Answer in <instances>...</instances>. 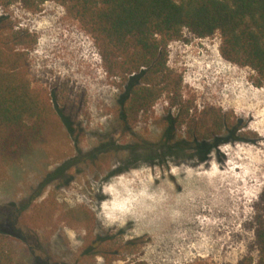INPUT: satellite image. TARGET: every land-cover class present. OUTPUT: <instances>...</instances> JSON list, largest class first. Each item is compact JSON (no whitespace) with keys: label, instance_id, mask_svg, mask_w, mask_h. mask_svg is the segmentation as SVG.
Returning <instances> with one entry per match:
<instances>
[{"label":"rangeland","instance_id":"rangeland-1","mask_svg":"<svg viewBox=\"0 0 264 264\" xmlns=\"http://www.w3.org/2000/svg\"><path fill=\"white\" fill-rule=\"evenodd\" d=\"M0 17L35 39L27 49L28 79L57 100L71 127L69 135L57 124L21 161L0 164V232L19 241L27 264H237L244 256L256 258L255 206L264 189V85H257L249 67L223 58L218 32L197 37L183 29L167 45L166 65L181 76L184 105L222 110L239 127V138L220 140L203 162L192 149L127 162L126 150L110 151L92 162L87 154L104 142L157 141L164 118L177 108L163 94L125 130L117 104L122 80L107 73L93 38L62 5L46 0L27 9L20 0H0ZM70 160L73 164L60 170ZM116 168L122 172L111 175ZM120 183L129 191H120ZM147 184L153 200L164 198L163 188L173 191V200L182 199L172 209L181 218L177 229L169 214L109 220L105 207H121L130 196L143 194ZM106 189L114 193L103 194ZM154 208L155 203L147 206ZM111 233L112 242L133 243L132 249H122L113 261L101 246L83 254L93 234Z\"/></svg>","mask_w":264,"mask_h":264},{"label":"trees","instance_id":"trees-1","mask_svg":"<svg viewBox=\"0 0 264 264\" xmlns=\"http://www.w3.org/2000/svg\"><path fill=\"white\" fill-rule=\"evenodd\" d=\"M20 1L31 9L35 2L46 0ZM52 1L62 5L91 35L107 73L122 80L124 86L117 104L118 118L125 130L163 94L167 95L170 106L177 108L174 116L168 114L164 118L157 141L135 142L130 146L104 142L87 154L90 161L96 155L108 156L110 151L118 150L127 151V162L142 156L155 159L173 151L192 149L193 156L203 162L220 140L239 138L236 134L239 127L222 110L209 107L196 111L184 105L181 76L166 65L167 45L178 40L183 29L197 37L218 32L223 58L255 71L257 85L262 86L264 0ZM34 43L29 33L13 30L0 17V164L7 166L29 155L57 124L61 123L71 134L69 115L62 106L28 79L27 49ZM181 127L184 130L178 136L176 132ZM223 133L227 135L225 138L221 136ZM138 150L141 152H135ZM72 164L71 160L64 162L60 170ZM120 172L122 169L116 168L110 173ZM93 235L83 254H92L101 246L110 253L108 260L113 261L122 249L133 247V243L115 244L112 233ZM253 238L256 258L244 256L237 264H264V189L255 206ZM20 249L16 238L0 232V264H27Z\"/></svg>","mask_w":264,"mask_h":264},{"label":"bare ground","instance_id":"bare-ground-1","mask_svg":"<svg viewBox=\"0 0 264 264\" xmlns=\"http://www.w3.org/2000/svg\"><path fill=\"white\" fill-rule=\"evenodd\" d=\"M117 186L120 189V191L129 189L126 185H123L121 183L117 184ZM151 188H152V185L147 184L146 188L144 189L145 192L143 194L132 195V193H131L130 195H132V196H130L128 198V200L124 202V205H122L121 207H114L113 204H112V206L105 207L104 209L108 210V212L110 213L109 220L110 221H121L125 218L131 217V218H134V219H137L140 221V220L144 219V218H142L143 214H146L148 216V215H151L152 213H154V214L161 213L162 217H165V215L169 214L170 218H171L169 220V224H171V226L173 224L175 226L174 228L177 229L176 227L181 224V218L178 217V215L176 216L174 213H172V209L179 207L182 203V199H179V197L177 195V196H175L177 199L173 200L172 199V197L174 196L173 191H171V189L163 188V189H161L160 193L163 194L164 198L160 199V201H159V199L153 200V198L151 196H149V194H148L149 193L148 190H150ZM127 191H129V190H127ZM105 193L106 194L107 193L112 194L114 192H113V190L111 191V190L106 189L103 191V194H105ZM208 198H206V200ZM153 203H155V208L154 209H147V206L150 204H153ZM158 203H159V205H158ZM194 203H196V202H194ZM192 207H193V205H192ZM115 214H119L120 216L115 217L114 216ZM172 231H170V232L172 233ZM175 235H177V234H175Z\"/></svg>","mask_w":264,"mask_h":264}]
</instances>
